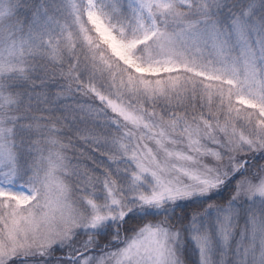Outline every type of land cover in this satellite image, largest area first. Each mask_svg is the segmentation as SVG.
Listing matches in <instances>:
<instances>
[{"label": "snow or ice", "instance_id": "obj_1", "mask_svg": "<svg viewBox=\"0 0 264 264\" xmlns=\"http://www.w3.org/2000/svg\"><path fill=\"white\" fill-rule=\"evenodd\" d=\"M0 264H264V0H0Z\"/></svg>", "mask_w": 264, "mask_h": 264}, {"label": "rangeland", "instance_id": "obj_2", "mask_svg": "<svg viewBox=\"0 0 264 264\" xmlns=\"http://www.w3.org/2000/svg\"><path fill=\"white\" fill-rule=\"evenodd\" d=\"M239 223H240V226L242 227V226H243V220H241ZM187 259H188L189 261H191V260H194V257H193L192 255H189V256L187 257Z\"/></svg>", "mask_w": 264, "mask_h": 264}, {"label": "trees", "instance_id": "obj_3", "mask_svg": "<svg viewBox=\"0 0 264 264\" xmlns=\"http://www.w3.org/2000/svg\"><path fill=\"white\" fill-rule=\"evenodd\" d=\"M194 257V256H193ZM194 259H195V257H194Z\"/></svg>", "mask_w": 264, "mask_h": 264}]
</instances>
